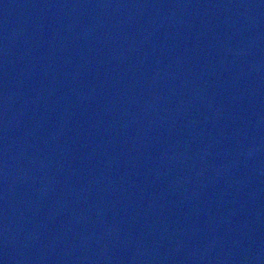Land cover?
<instances>
[{
  "label": "water",
  "instance_id": "95a60500",
  "mask_svg": "<svg viewBox=\"0 0 264 264\" xmlns=\"http://www.w3.org/2000/svg\"><path fill=\"white\" fill-rule=\"evenodd\" d=\"M0 264H264V0H0Z\"/></svg>",
  "mask_w": 264,
  "mask_h": 264
}]
</instances>
